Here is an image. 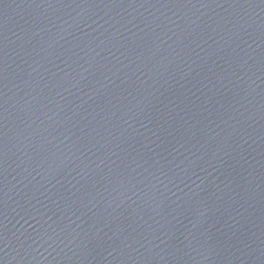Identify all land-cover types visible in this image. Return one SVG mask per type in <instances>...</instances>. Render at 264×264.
<instances>
[{
    "label": "water",
    "instance_id": "1",
    "mask_svg": "<svg viewBox=\"0 0 264 264\" xmlns=\"http://www.w3.org/2000/svg\"><path fill=\"white\" fill-rule=\"evenodd\" d=\"M0 264H264V0H0Z\"/></svg>",
    "mask_w": 264,
    "mask_h": 264
}]
</instances>
